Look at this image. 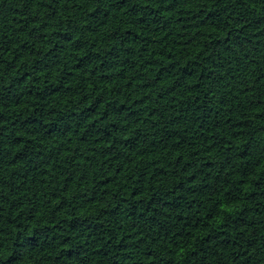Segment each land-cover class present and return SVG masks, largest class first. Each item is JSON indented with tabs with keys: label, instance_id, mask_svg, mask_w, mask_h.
<instances>
[{
	"label": "trees",
	"instance_id": "trees-1",
	"mask_svg": "<svg viewBox=\"0 0 264 264\" xmlns=\"http://www.w3.org/2000/svg\"><path fill=\"white\" fill-rule=\"evenodd\" d=\"M0 264H264V0H0Z\"/></svg>",
	"mask_w": 264,
	"mask_h": 264
}]
</instances>
